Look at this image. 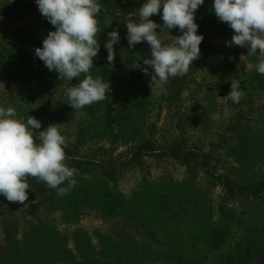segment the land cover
<instances>
[{"label":"rangeland","instance_id":"1","mask_svg":"<svg viewBox=\"0 0 264 264\" xmlns=\"http://www.w3.org/2000/svg\"><path fill=\"white\" fill-rule=\"evenodd\" d=\"M145 2L98 0L93 78L113 68L97 71L108 55L99 37L113 30L118 62L131 52L147 67L150 46L129 48L126 28ZM213 3L204 0L195 23L226 32L206 37L186 75L152 93L151 75L136 67L109 81L103 101L73 109L65 93L84 74L59 79L35 56L47 21L35 0H0V107L35 117V132L59 124L65 164L77 170L63 197L34 177L24 204L0 195V264H264V75L255 69L264 57L226 46L234 33ZM161 15L150 19L163 25ZM178 35L165 28L160 38L171 45ZM233 80L239 103L226 98ZM225 183L252 194L230 197Z\"/></svg>","mask_w":264,"mask_h":264},{"label":"clouds","instance_id":"2","mask_svg":"<svg viewBox=\"0 0 264 264\" xmlns=\"http://www.w3.org/2000/svg\"><path fill=\"white\" fill-rule=\"evenodd\" d=\"M42 16L54 26L42 42V48H35L38 57L49 71L59 74V79L84 78L67 89L65 95L73 109L103 101L110 92L109 82L93 78V58L98 57L100 43L97 33V14L102 5L98 0H35ZM204 0H146L126 23L129 48L146 41L151 49V57L144 58L141 68L145 75H151L149 87L152 93L163 90L170 77L184 76L192 62L200 56V44L204 37L197 35L195 12ZM163 25L150 17L160 13ZM216 17L233 30L231 41L226 46L248 48V55L259 52L264 57V0H214ZM157 28L161 31L158 33ZM178 28L182 35L172 37L173 44L162 43L160 33ZM104 47L107 60L115 58L114 45L119 42L118 30L108 33ZM242 58V56H241ZM252 68V64L247 65ZM149 68L152 72L149 73ZM256 71L264 75V59L255 65ZM245 95L240 82H231V91L226 97L239 103ZM225 99V98H220ZM14 107H0V195L8 201L24 204L28 200L30 188L28 177L38 178L57 195L63 197L70 193L77 181L73 178L75 168L65 164L66 138L59 131V124H49L43 131L41 122L29 116L27 120L16 118ZM40 143L37 144L36 140Z\"/></svg>","mask_w":264,"mask_h":264},{"label":"trees","instance_id":"3","mask_svg":"<svg viewBox=\"0 0 264 264\" xmlns=\"http://www.w3.org/2000/svg\"><path fill=\"white\" fill-rule=\"evenodd\" d=\"M114 2V1H113ZM100 17V16H99ZM101 20V17L100 19ZM214 24V22H212ZM198 31H197V35H199L200 33H206L205 36V40L203 39V41L200 44V54L203 53L204 51H207V47H208V41L206 39V37H208L209 35H213V36H217L220 37L224 34V32H226V30H221V28L219 26H216L214 29L216 30L217 33H213L211 30L213 28H209V27H204L203 25L201 26L200 24H198ZM230 28V27H229ZM50 31H55V28L53 25H51L48 20L44 21L42 23V38L41 41H38L34 44L35 47H40L42 48V42L45 38H47V35ZM108 36L102 34L101 37H99V40L101 41V43L105 44V42L108 40ZM108 55H106L107 57ZM117 57V56H116ZM114 58V60L109 63L108 60L106 59V61H101L98 62V67H97V71L100 72L101 74H104L103 69H108V65H112L113 68H110V72L108 77L105 78H101L103 81H121L120 78H122L123 76H125L126 78H131V76L133 75V72L135 71L136 67H137V63L139 64L140 62L137 61L133 55V53L131 52H127L124 55V59L125 61L122 63L118 62L117 58ZM223 188H226V193L230 196V197H236V196H242V195H251L252 193L249 192L247 193L246 189L244 187L241 186H236L234 187L232 184H227L225 183L224 185H222ZM264 251V247L260 246L258 248V251ZM259 251V252H260ZM184 264V263H183Z\"/></svg>","mask_w":264,"mask_h":264}]
</instances>
